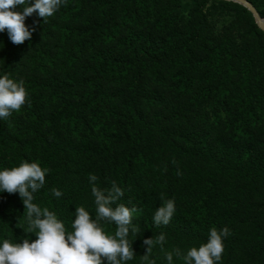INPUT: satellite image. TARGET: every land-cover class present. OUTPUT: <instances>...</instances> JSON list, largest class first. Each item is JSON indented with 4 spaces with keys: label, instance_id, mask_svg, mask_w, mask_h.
Masks as SVG:
<instances>
[{
    "label": "trees",
    "instance_id": "16d2710c",
    "mask_svg": "<svg viewBox=\"0 0 264 264\" xmlns=\"http://www.w3.org/2000/svg\"><path fill=\"white\" fill-rule=\"evenodd\" d=\"M143 3L67 0L58 11L55 45H45L42 54L29 57V75L19 77L11 66L0 72V76L10 73V78L23 80L30 101L19 112L0 119V170L18 167L23 161L49 168L33 202L55 212L69 231L76 207L84 206L95 217L92 193L86 206L79 195L86 184L91 191L89 174L98 177L100 188H110L116 181L125 190L118 203L138 209L133 223L139 232L129 234L135 257L126 264H142L147 236L163 232L167 242L187 237L206 243L212 227H228L231 232L224 239L219 264H264V234L249 230L264 228V200L251 197L257 202L247 205L241 193L231 191L233 182H227L225 173L204 172L206 161H214L212 155H217L216 162L263 165L264 141L252 133L258 125L257 113L260 119L264 115V72L255 83L248 72L243 82L253 90L244 102L235 100V115L224 112L217 137L185 133L178 128L185 113L167 99L169 94L180 102L192 98L195 76L186 71L169 75L168 68L164 77L145 73L146 63L149 51L162 48V41H176L168 67L188 63L202 41L189 31H177L173 23L151 16L150 11L143 14L139 9ZM199 11L196 4L193 13L200 15ZM205 24L201 17L194 29L200 31ZM166 50L167 46L160 53ZM200 56V64L214 63L219 71L223 66L221 53L216 61ZM261 65L264 71V52ZM158 139L163 142L155 144ZM177 167L182 175H177ZM52 188L62 196L56 198ZM161 194L175 200L176 212L168 225L155 226L153 216L162 203ZM105 228L114 235V223ZM27 229L19 193L0 191V245L4 239L12 243L37 239L35 233L26 234Z\"/></svg>",
    "mask_w": 264,
    "mask_h": 264
},
{
    "label": "rangeland",
    "instance_id": "374dc122",
    "mask_svg": "<svg viewBox=\"0 0 264 264\" xmlns=\"http://www.w3.org/2000/svg\"><path fill=\"white\" fill-rule=\"evenodd\" d=\"M264 19V0H248ZM34 2V0H32ZM196 4L200 6V15L193 13ZM234 3H215L212 1L196 0H144L139 9L142 13L149 12L151 16L165 18L168 22L173 23L177 31L188 32L189 34L198 35L202 41L197 55H193L188 63L174 64L167 66L173 57V47H176V41H162L157 51L150 50L147 60L145 73H157L164 77L177 72L186 71L188 74L195 76V95L183 102L177 101L171 94L168 95V104L180 108L185 113L186 118H182L180 130L188 134L208 133L213 140L222 131L220 125L224 112L235 115L237 112L236 99L244 102L250 94L251 86H246L243 82L248 78L250 71V81L255 83L259 76L264 72L261 65V53L264 52V33L259 30L251 13L241 6H235ZM17 10H21L19 7ZM59 11V10H58ZM58 11L46 22L37 14H33L25 19L26 26L31 30L35 27L30 40L23 44H13L7 34V30L0 32V51L2 60L0 61V72L5 71L10 66L17 71L19 77L25 78L29 75L28 59L36 53L42 54L45 45L54 46L58 36ZM202 15V16H201ZM199 17V18H197ZM205 19V27L200 31L194 29L200 18ZM167 46L164 53H160L163 47ZM223 54L224 62L220 71L214 63L206 66L205 62L197 61L200 55H206L207 60L212 57L216 61V54ZM205 57V56H204ZM251 62L249 64L248 59ZM249 65V66H248ZM242 76H245L242 78ZM253 90V89H252ZM258 125L254 127L252 135L258 140L264 141V115ZM166 117L170 116L164 113ZM226 117V116H225ZM92 122L93 119L89 118ZM56 123V122H55ZM109 139V138H107ZM161 139L156 140L155 144L162 143ZM155 147H152L150 154H153ZM217 155H212L214 161H206L204 172L214 170L219 173H225L227 182L231 184L233 193H241L243 199L248 204L264 200V163L262 166L242 167L236 160H224L216 162ZM83 203H87L91 195L88 185L83 188V193H79ZM253 234L262 232L264 228L255 227L249 229ZM147 236L145 239L153 238ZM202 243L194 242V239L182 237L174 242H166V250L173 247H179L186 253L191 247H199ZM146 253V245H144ZM150 259H155L156 264H167L166 259L159 247L153 249ZM142 264L144 262L142 261ZM173 264H183L181 260L173 257Z\"/></svg>",
    "mask_w": 264,
    "mask_h": 264
},
{
    "label": "clouds",
    "instance_id": "9594fccd",
    "mask_svg": "<svg viewBox=\"0 0 264 264\" xmlns=\"http://www.w3.org/2000/svg\"><path fill=\"white\" fill-rule=\"evenodd\" d=\"M66 5L67 0H0V32L7 30L13 44H23L36 30L26 26L27 17L35 13L46 22L48 17ZM18 7L21 10H17ZM10 76V73L0 76V119L19 112L26 103L30 105L24 81ZM172 163L177 162L173 160ZM164 170H167L166 166ZM50 171L38 162L28 161H23L18 167L0 170V191L19 193L28 223L26 234L35 233L37 236L34 241L23 239L22 243L4 239L0 245V264H104L105 261L107 264H126L132 260L135 253L129 234L139 232V226L133 223L138 209L118 203L125 195L124 188L116 181H112L110 188H100L96 184L98 177L89 174L95 217L84 206L76 207L72 230L69 231L55 212L47 207L42 209L33 202L34 194L43 188L46 174ZM177 175H182L178 167ZM51 193L56 198L62 196L57 188H52ZM160 199L162 203L154 213L153 223L166 226L175 215L176 204L174 199H165L163 194ZM113 223L116 225L115 233L108 234L105 225ZM230 234L228 227L220 230L212 227L206 243L191 247L185 253L179 247L166 250V234L161 232L143 241L146 253L141 258L144 264H156V260L150 257L158 246L167 264H173L174 256L183 264H219L225 249L224 239Z\"/></svg>",
    "mask_w": 264,
    "mask_h": 264
},
{
    "label": "water",
    "instance_id": "95a60500",
    "mask_svg": "<svg viewBox=\"0 0 264 264\" xmlns=\"http://www.w3.org/2000/svg\"><path fill=\"white\" fill-rule=\"evenodd\" d=\"M208 1L234 3L245 8L253 16L259 30L264 33V19L260 16L256 8L249 1L247 0H208Z\"/></svg>",
    "mask_w": 264,
    "mask_h": 264
}]
</instances>
